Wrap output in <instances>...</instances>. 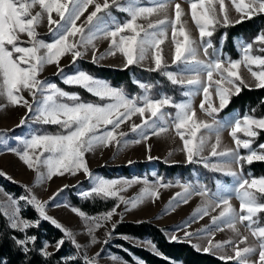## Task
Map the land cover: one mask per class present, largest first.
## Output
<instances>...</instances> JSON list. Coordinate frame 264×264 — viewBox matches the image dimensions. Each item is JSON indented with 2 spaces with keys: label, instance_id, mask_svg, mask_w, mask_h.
Instances as JSON below:
<instances>
[{
  "label": "snow or ice",
  "instance_id": "1",
  "mask_svg": "<svg viewBox=\"0 0 264 264\" xmlns=\"http://www.w3.org/2000/svg\"><path fill=\"white\" fill-rule=\"evenodd\" d=\"M187 2L191 9V19L199 32V45L191 38L182 22L184 12L180 4H175L174 19L169 20L165 17L149 22L145 28L137 21L166 11L167 2H160L154 6H140L135 3V0H127L126 5L121 4L120 0H111V3L109 0H104L102 4L97 0H0V98L6 99L12 107H25L29 113L34 111L35 122L57 125L62 129L57 134H32L27 139L17 138L23 145V149L19 151L9 149V151L14 152L29 170L36 172L37 182L51 180L54 176H63L65 173L74 176L83 172L85 177L93 182L90 191L81 193L83 198L114 197L126 205V210H130L127 207L129 205L134 208L147 198L158 199V188L171 185L158 182L155 186H149L145 180L143 181L145 187L136 197L124 200L119 193L140 181L107 180L94 176L87 166L85 153L94 151L97 147H108L113 142L119 145L121 140L118 136L123 137L126 134L123 132L117 134L116 130L136 114H139L142 123L133 124L131 131L138 132L139 130L138 134L142 140L149 138L143 131L145 127L151 128L153 135L167 132L171 127L183 143L182 150L188 163H202L210 171L231 176L237 182L234 191L240 202L239 213L230 206L228 198L220 195L222 188L218 183L217 193L213 194L218 199L209 197V191L206 188L195 191L197 195L209 197L211 203L204 208L197 209L193 218L202 219L203 216L209 214L210 209L215 210L223 205L219 214L212 217L214 230L222 231V225H226L239 236L236 229L239 223L245 225L246 230L250 231L256 241L253 246L239 248L232 240L213 242L209 239L208 246L204 247L203 251L209 253L213 250L219 251L232 247L234 255L220 257L225 264L227 261L249 264L250 256L257 253L258 260L254 264H264V226L260 224L257 215L264 213V202H261L264 198V177L254 178L249 174L246 178L242 172L245 163L251 165L254 161L264 162V143L259 144L258 149L253 147L255 138L259 135L258 130L264 131V117L257 118L249 113L233 117L228 128L235 148L224 150H218L223 125L216 119V114L228 106L232 96L239 95L242 88L250 87L240 75L241 67L248 71L255 88L264 89V30L251 42H240L241 58L239 60L223 57L222 54L217 53L211 40L204 38L212 37L217 26L228 27L233 23L228 15L225 0H187ZM230 3L239 16V19L234 22L236 24L245 19L251 20L256 15H264V0H230ZM37 5L40 11L33 15L32 9ZM90 6L94 10L87 15L82 24L78 25L77 21ZM110 7L126 12L130 19L122 24L113 21V27L110 29L100 28L102 18L98 13L105 12ZM53 13L59 17L58 20L53 18ZM45 18L49 25V33L53 36L51 42L38 37L37 28ZM168 26L171 28L174 46L172 64L184 66L176 72L164 70L167 65L163 64V50L160 46L165 42ZM21 35H25L27 41H22ZM101 37L110 38L109 51L105 55L120 53L125 61V68L144 61L151 53L155 66L148 70H159L173 85L187 89L183 95L189 97V100L175 103L171 97L167 96L154 99L148 94L151 86L138 81L134 82L144 91V95L130 98L122 88L112 87L107 82L98 80L84 71L78 70L73 75L64 76L63 82L66 85L83 88L101 101H107L103 104L86 103L81 102L79 95L66 92L55 83L38 78L43 69L50 65H55L57 75H62L63 69L59 67V64L64 56L71 55L72 64H75L84 55L80 49H87L91 46L94 50V40ZM224 39L226 35L222 37L221 43ZM209 49H212V52H209ZM201 50L205 57L203 60L199 58ZM257 52L260 54H256ZM103 58L104 55L100 57V59ZM96 61L94 50L93 63ZM202 77H206V80ZM25 91L32 97L31 104L22 95ZM197 92L203 94L199 105L200 110L211 118V123L197 119L191 104V97ZM65 100L72 103H67ZM166 107L175 108V115L165 113L163 110ZM25 123L26 118H22L18 127ZM202 129L214 131L216 134L215 143L210 145L209 157L201 156L205 148L209 146L205 135L201 133ZM238 133H242L247 139L240 138ZM141 139L133 143H140ZM240 149L247 150V154L242 155ZM198 157L200 159H197ZM210 157L229 159L210 163ZM233 163L241 168L240 172L232 169L231 164ZM0 175L6 176L3 172H0ZM178 186L183 189V193H177L170 200V205L178 206L180 203H187L188 198L193 194L194 190L190 184H179L178 182ZM64 187L66 188L67 185ZM56 195H59V192L46 202H40L35 196L19 198V201H26L38 213V218L34 221L23 218L19 201L9 197L12 209L10 214L6 213L9 226L26 233L28 229L39 227L43 221H48L63 233V237L55 244L57 251L65 243V239L71 241L79 249L80 246L76 244L73 234L46 214L48 204L55 199ZM116 207H119V203ZM71 210L82 219L94 221V226L89 228L93 244L98 241L92 233L102 226L101 221H107L115 214V208H113L99 218H89L76 208ZM246 221L247 224H245ZM204 231H211V229ZM184 235L185 238H191L193 234L185 232ZM12 239L25 253L30 250L28 245H34L37 241L35 235ZM170 240L178 241V237L173 235ZM247 240V236H241L239 243L244 244ZM49 246V243L45 241L40 249L46 258L50 255L47 252ZM193 247L200 250L197 245ZM152 250L156 252L154 245H152ZM156 254L159 255L158 252ZM112 259L115 260L116 257ZM85 264H96V257L91 259L85 257Z\"/></svg>",
  "mask_w": 264,
  "mask_h": 264
},
{
  "label": "rangeland",
  "instance_id": "2",
  "mask_svg": "<svg viewBox=\"0 0 264 264\" xmlns=\"http://www.w3.org/2000/svg\"><path fill=\"white\" fill-rule=\"evenodd\" d=\"M97 2L102 4L104 0H97ZM120 2L124 5L127 4V0H120ZM160 2L168 3V8L166 11H161L159 14L153 15L148 19H140L137 21V23L143 25L146 28L149 22H155L165 17H167L169 20H172L175 18V4H180L181 9L184 12V15L181 18L182 22L185 24L186 30L190 34L191 38L197 42V45H199V32L195 24L193 23L191 16L190 18L188 17V9L184 11V5L187 4L189 6L187 0H135V3L140 6H154L155 4ZM225 2L228 8V15L233 21V23L230 25H234L236 24L234 22L239 19V16L232 8L230 0H225ZM109 3H111V0H109ZM92 10H94V8L90 6L88 10L84 13V15L81 16L80 20L77 21V24H82L85 21L87 15ZM38 11H40V9L37 5L32 9V14L34 15ZM98 15L102 18V22H100L99 25L100 28L110 29L111 27H113V21L122 24L130 19L126 12L120 11L116 7H110L105 12L98 13ZM53 18L57 20L59 19V17H57L55 13H53ZM48 29L49 25L47 23V19L45 18L44 21L38 26L37 33L40 39L47 42H51L53 40V36L49 33ZM93 31H96V29H93ZM178 39H182V37H178ZM204 39L208 40V37H205ZM21 40L27 41V37L25 35H21ZM94 44L95 55L97 58V61L95 63H93V48L91 46L87 47V49L81 48L80 51L83 52L84 55L79 58L75 64H72L71 55H66L60 60L59 67L63 69L62 75H57V67L55 65H50L46 66L43 69L38 78L42 81H46L49 83H55V81L58 80L60 83L66 85L63 82L64 76L73 75L78 70L82 71L77 67L78 61L81 60L91 62L96 66H106L113 69L125 68V61L120 53L117 52L116 55H105L109 51L110 38L105 39L101 37L95 39ZM235 44L238 49L239 60L241 58V53L239 51L240 40L236 39ZM160 47L163 50V64L167 65V67H173V70H167L166 67L165 71L176 72L184 67L183 65L172 64L174 46L172 44V33L170 26L166 27V39ZM256 54H258V52ZM102 55H104V58L100 59ZM199 58L202 60L205 59L202 50L199 52ZM70 65H72L71 68L65 69L67 66ZM133 65L146 70L155 66L151 58V53H149L148 57L144 61ZM240 75L250 85L248 89H255L254 81L252 80L248 71L243 67H241L240 69ZM202 79L206 80V77H202ZM56 85L58 86V84ZM180 88L182 89L183 99L178 103L187 102L189 100V97L183 95V92L187 89L182 88L181 86ZM22 95L26 100L29 101L30 104L32 103V97L28 95L27 91L23 92ZM142 95H144L143 90L138 97ZM202 99L203 94L201 92H197L196 94H194L191 97L192 107L196 112L197 119L211 123V118L206 116L200 110L199 105ZM80 100L81 102H85L82 99ZM65 102L72 103L71 101L67 100H65ZM106 102L107 101H102V103L100 104ZM0 106H3L2 108H0V141H2L0 142V172L6 174V176L0 175V179L21 187L22 190L27 193V196L20 195L18 197H13L11 194L6 192L0 184V209L5 218L7 219L8 224L9 220L8 215H6V213L10 214L12 210L8 199L9 197L17 199L19 201V198L21 196H35L36 199H38L40 202H46L49 201L50 197H53L54 194L59 192V195H56L55 199L51 200L48 204L46 208V214L49 217L54 218L59 224H61L64 228L68 229L73 234L76 244L80 246L79 249H77L76 246L73 245L76 254L80 255V257H82L84 260L85 257H87L88 259L96 257V264H128L115 254H112L108 249V246L111 245V242L113 241L112 239L115 238H113L111 234L113 225H116L119 222L148 221L156 227L163 229L164 236L169 242H171L170 237L175 235L176 237H178V241L173 242L188 243L187 241H190L192 242L189 243L190 245L199 246V252H204L203 248L208 246L209 239L213 240V242H224L232 240L234 241L235 245H238L239 248L255 245V238L251 236L250 231L246 230L245 225L237 223L236 229L239 233V236L236 235V233H234L226 225H222V231L214 230L215 226L212 224V217L217 216L219 214V212L223 208V205H221V207L219 208H215V210L210 209L209 214L203 216L202 219L193 218V214L197 209L204 208L211 203L209 197H211L212 199H218V197L213 196V194L217 193L218 183L221 185L222 188L220 195L224 196L225 198H228L230 206L237 213L240 212V202L236 198V194L234 191L237 182L231 176L223 175L220 172L210 171L209 169L205 168L202 163H191V165L195 166L193 168L199 172H190V174H188L189 178H184V182H182L180 177L177 175H173L171 177L157 176L155 173L154 165H149L148 167V175L150 178L137 177L135 175L127 178L117 175L116 172L115 175L106 177L102 175L101 172L97 171L98 168L115 167L116 169H118L123 166L140 162H150L153 160H159L168 165L190 164L187 162L185 153L182 150L183 143L179 139V137L176 136L175 130L173 128L169 127V130L167 132L161 133L160 135H153V130L151 128L145 127L143 131L149 137L147 140L141 139L140 135L138 134L139 130L138 132H132L131 126L133 124L142 123L139 114L133 115L130 120L121 124L120 128L116 130L117 134L120 132L126 134L123 137L118 136V139L121 140V143L119 145L113 142L108 147H97L94 151L85 153L84 158L87 162V166L94 176L102 177L107 180L140 181L139 183L132 184L130 187L127 188L126 191L119 193V196L123 197L124 200L136 197L145 187V184L143 183V181L145 180L148 182L149 186H155L158 182L160 184H170L171 186L166 188L159 187L158 199L152 200L150 198H147L144 200L143 203H140L134 208H131V206L129 205L127 207H129L130 210H126V205L124 203H121L117 198H107L114 200V205L110 209L108 208L107 210L98 214H85L89 218H99L102 216V214H105L115 208V214L109 220L101 221L102 226L96 228L95 231L92 233V235L95 236V239L98 242L95 244L91 243L92 236L89 235V228L94 226V221L92 219H82L78 215L74 214L71 209L76 207L70 204L68 195L70 192H72L73 195L79 198H83L81 193L84 191H90L93 186V182L86 178L83 172H79L74 176L69 173H65L63 176H54L51 180L46 179L42 182H37L36 172L29 170V168L19 159V157L14 152L9 151V149H16L18 151L23 149V145L17 138L27 139L30 138L32 134H57L60 133L62 129H60V127L57 125H45L42 123L35 122L34 111L32 113H29L27 108L25 107H12L4 98H0ZM163 111L167 113L165 109ZM175 111L176 110L174 108L173 116L175 115ZM233 117H235V113L231 112L228 115H225L223 120L220 121L223 125V128L220 132L221 144L218 150L235 148V144L229 135L230 129L228 128V124L232 121ZM22 118H26V123L23 126L18 127ZM201 133L205 135L209 145L205 148L201 156L209 157L210 145L215 143L216 134L214 131L206 129H202ZM238 136L242 139H247V137H244L242 133H238ZM138 139H141L140 143H133V141ZM149 157H151V159H149ZM197 159H200V157H198ZM228 159L229 158L227 157H210V163H217L219 161H225ZM130 161L131 163H129ZM197 165H201L202 168H196L198 167ZM231 167L234 171L239 172V167L234 163L231 164ZM41 171H44V169H41ZM208 175H218L219 179H208ZM206 179H208L207 182ZM178 182L179 184H190L194 191L193 194L188 198L187 203H180L178 206H173L170 205V200H172V198L176 196L177 193H183V189L178 186ZM65 185H67L66 188L64 187ZM200 188H206L209 191V197H203L195 194V191H198ZM26 189H28V191H26ZM60 189H63V191H59ZM118 203L119 207H116ZM26 205V201H19V206L21 208L22 206ZM247 223L248 222L246 221L245 224ZM189 224L192 225V228L189 227ZM209 229H211V231H204ZM185 232L192 233V237L185 238ZM241 236L248 237V240L244 244L239 243ZM119 239L126 241L132 246L142 247L153 252L152 244L147 239L125 237H119ZM117 248H120V246H117ZM194 248L197 250L196 247ZM55 250V245L49 246L47 248V252H53ZM97 253H99V256H97ZM209 253L219 258L221 256L234 255L232 247H227L226 249L219 251L213 250ZM112 257H116V259L113 260ZM257 260L258 253L250 256L249 264H254V262H256Z\"/></svg>",
  "mask_w": 264,
  "mask_h": 264
},
{
  "label": "trees",
  "instance_id": "3",
  "mask_svg": "<svg viewBox=\"0 0 264 264\" xmlns=\"http://www.w3.org/2000/svg\"><path fill=\"white\" fill-rule=\"evenodd\" d=\"M262 30H264V15H256L251 20L245 19L239 24L229 25L228 27L217 26L213 36L208 37V40H211L218 54H222L223 57L231 58L232 60H238L239 53L235 40L239 39L240 42L249 43ZM225 35L226 39L221 43V39ZM209 52H212V49H209ZM71 66H67L65 69H69ZM77 67L91 76L107 82L112 87L122 88L130 98H138L142 93V89L134 82L138 81L151 86L148 94L154 99L167 96L171 97L175 103L183 99L180 86L173 85L159 70L149 71L134 65L123 69H113L106 66H96L84 60L78 61ZM167 70H173V67L169 66ZM55 83L68 92L76 93L85 102L102 103L100 99L89 94L83 88L70 87L60 83L58 80ZM262 101H264V89L242 88L240 94L232 96L228 106L216 114V119L222 121L224 116L231 112H234L235 116H243L245 113H249L257 118L263 117L264 103ZM253 109L255 110L254 112L252 111ZM165 111L173 115L174 108L166 107ZM258 132L259 135L255 138L253 144V147L257 149L259 144L264 143V131L258 130ZM240 152L242 155L247 154L245 149H240ZM149 165H154L157 176L171 177L177 175L182 182L185 181L184 178H187L190 172L196 171L193 168L195 166L191 164L168 165L159 160L140 162L118 169L115 167L98 168L97 171L106 177L113 176L116 172L117 175L127 178L134 175L150 178L148 175ZM197 166L196 168H202L201 165ZM240 171L241 168H239ZM242 172L246 178L249 174L254 178L264 177V162L254 161L251 165L245 163ZM208 179H219V177L218 175H208ZM208 179H206V182ZM0 184L13 197L27 196V193L17 185L2 179H0ZM68 198L71 205L88 215L101 213L114 205L113 199H104L97 196L79 198L73 195L72 192L69 193ZM261 202H264V198H262ZM257 215L260 224L264 226V213H258ZM21 216L32 221L38 218L34 208L28 204L22 206ZM111 234L115 238L112 239L111 245L108 246L109 251L128 264H225V261L219 257L210 253L199 252L189 243L169 242L164 236L163 229L148 221L119 222L112 229ZM25 235H35L37 237L34 245H28L30 250L27 253L18 247L12 239L13 237L22 239ZM62 237L63 233L48 221H43L39 227L28 229L26 233L14 230L9 226L0 209V264H85V260L76 254L73 243L67 239H65V243L59 251L48 252L50 255L47 258L42 255L40 249L45 241L50 246H54ZM119 237L147 239L155 246L159 255L145 248L132 246L126 241L119 239ZM117 246H120V248H117ZM227 264H236V262L227 261Z\"/></svg>",
  "mask_w": 264,
  "mask_h": 264
},
{
  "label": "crops",
  "instance_id": "4",
  "mask_svg": "<svg viewBox=\"0 0 264 264\" xmlns=\"http://www.w3.org/2000/svg\"><path fill=\"white\" fill-rule=\"evenodd\" d=\"M185 4V3H184ZM186 9H188V11H187V14H188V17L190 18V16H191V9H190V5L188 6L187 4L186 5H184V11L186 10ZM189 10H190V12H189ZM174 15H175V13H174ZM190 225V224H189ZM190 228H192V225H190L189 226ZM188 243H192V242H190V241H187Z\"/></svg>",
  "mask_w": 264,
  "mask_h": 264
}]
</instances>
